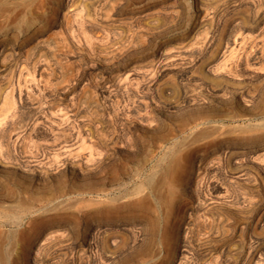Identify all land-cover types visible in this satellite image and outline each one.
Segmentation results:
<instances>
[{"label":"rangeland","instance_id":"rangeland-1","mask_svg":"<svg viewBox=\"0 0 264 264\" xmlns=\"http://www.w3.org/2000/svg\"><path fill=\"white\" fill-rule=\"evenodd\" d=\"M263 66L264 0H0V264H264Z\"/></svg>","mask_w":264,"mask_h":264},{"label":"bare ground","instance_id":"bare-ground-1","mask_svg":"<svg viewBox=\"0 0 264 264\" xmlns=\"http://www.w3.org/2000/svg\"><path fill=\"white\" fill-rule=\"evenodd\" d=\"M251 44V43H250ZM253 44V43H252ZM243 45V44H242ZM252 46V45H251ZM243 48H244V46H242ZM239 48V47H238ZM247 48V47H246ZM254 48V47H253ZM250 50V49H249ZM248 50V51H249ZM235 52V51H234ZM248 53V52H247ZM247 53H246V55H247ZM234 54H236V52L234 53ZM234 54H232V55H230V57H228V58H231V56L233 57V58H235L234 57ZM215 55H217V54H215ZM245 55V56H246ZM213 57V56H212ZM218 57V56H217ZM247 57H248V55H247ZM227 58V57H226ZM260 59V58H259ZM224 61H227V60H225V59H223ZM222 60V61H223ZM233 60V59H232ZM246 60H247V58H246ZM229 61H231V60H229ZM244 61V60H243ZM220 62V61H219ZM228 62V61H227ZM217 62H215V64H216ZM233 63V62H232ZM231 63V64H232ZM207 64V63H206ZM219 64V63H218ZM217 64V65H218ZM222 64V63H221ZM224 64V63H223ZM222 64V65H223ZM238 64H239V62H238ZM225 65V64H224ZM236 65V64H235ZM209 66V65H208ZM226 66V65H225ZM229 66V65H228ZM243 66V65H242ZM245 66V65H244ZM231 67V66H230ZM264 67V66H263ZM218 68V67H217ZM215 70H216V68H215ZM214 70V71H215ZM226 70V69H225ZM229 70V69H228ZM210 71V70H209ZM217 71H218V69H217ZM231 71V70H230ZM234 71V70H233ZM224 72V71H223ZM226 72V71H225ZM229 72V71H228ZM237 72V71H236ZM28 73V72H27ZM31 73V72H30ZM205 73V72H204ZM222 73V72H221ZM215 74V73H214ZM218 74V73H217ZM231 74V73H230ZM232 75V74H231ZM27 77H30L29 76V74L27 75ZM204 77V76H203ZM12 78H16L18 81H21L22 79H25L26 77H25V75H24V72L22 73V71H19L18 73H14V72H12V73H10V74H8V79H12ZM208 78V77H207ZM29 79H31V78H29ZM222 80V79H221ZM36 81H37V78H36ZM27 82H30L29 80H27ZM231 82V81H230ZM31 83V82H30ZM245 83V82H244ZM200 84V83H199ZM23 85V84H22ZM231 85H232V83H231ZM242 85V84H241ZM264 85V84H263ZM5 86V85H4ZM16 86V85H15ZM29 86V85H28ZM235 86V85H234ZM250 86V85H249ZM29 87H31V86H29ZM216 87H218V86H216ZM221 87V86H220ZM32 88V87H31ZM30 89V88H29ZM252 89H254V88H252ZM10 90H11V88H10ZM15 90V89H14ZM21 90V89H20ZM32 90V89H31ZM226 90V89H225ZM25 91V90H24ZM24 91H23V93H24ZM221 91V90H220ZM229 92H231V91H229ZM221 93V92H220ZM227 93V92H226ZM228 94V93H227ZM240 96H241V98H243V99H246V96L243 94V93H240ZM249 96V95H248ZM12 96L10 95V93H8V94H5L4 95V99H2L3 100V102H6L9 98H11ZM251 97V96H250ZM24 98V97H23ZM18 99V98H17ZM192 99V98H191ZM1 100V99H0ZM21 100V99H20ZM14 104V103H13ZM14 108V107H13ZM4 114V113H3ZM8 114H6L5 116H7ZM4 118V117H3ZM215 120L213 119V118H210V117H201V118H199V119H196V120H193V122L191 123V127H193L194 129H196V133H198V134H203L204 133V129H202V128H198L200 125L202 126V125H206V124H208V123H212V122H214ZM48 124V123H47ZM86 124V123H85ZM89 124V123H88ZM44 125V124H43ZM50 125V124H49ZM68 125V124H67ZM83 125V124H82ZM87 125V124H86ZM90 125V124H89ZM78 126H79V124H78ZM216 126L217 125H212V128H216ZM45 127H47V126H45ZM1 137V136H0ZM11 137V136H10ZM8 140H9V138H8ZM236 141V140H235ZM238 141V140H237ZM242 142V141H241ZM247 142V141H246ZM248 143V142H247ZM20 162V161H19ZM75 165V164H74ZM83 167V166H82ZM47 171V170H46ZM45 171V172H46ZM3 256V255H2Z\"/></svg>","mask_w":264,"mask_h":264}]
</instances>
